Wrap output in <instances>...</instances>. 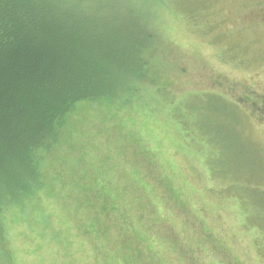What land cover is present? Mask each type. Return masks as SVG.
I'll return each mask as SVG.
<instances>
[{
    "label": "rangeland",
    "instance_id": "1",
    "mask_svg": "<svg viewBox=\"0 0 264 264\" xmlns=\"http://www.w3.org/2000/svg\"><path fill=\"white\" fill-rule=\"evenodd\" d=\"M123 4L155 33L149 94L75 108L0 264H264V0Z\"/></svg>",
    "mask_w": 264,
    "mask_h": 264
},
{
    "label": "trees",
    "instance_id": "2",
    "mask_svg": "<svg viewBox=\"0 0 264 264\" xmlns=\"http://www.w3.org/2000/svg\"><path fill=\"white\" fill-rule=\"evenodd\" d=\"M130 8L117 0H0V214L40 190L42 158L80 103L123 107L149 94L139 82L155 33L143 32ZM201 153L207 163L215 158Z\"/></svg>",
    "mask_w": 264,
    "mask_h": 264
}]
</instances>
